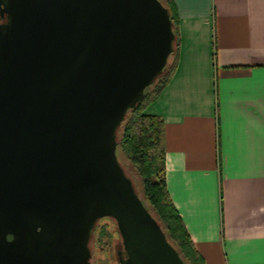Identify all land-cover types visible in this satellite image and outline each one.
<instances>
[{
  "label": "water",
  "instance_id": "95a60500",
  "mask_svg": "<svg viewBox=\"0 0 264 264\" xmlns=\"http://www.w3.org/2000/svg\"><path fill=\"white\" fill-rule=\"evenodd\" d=\"M0 264H91L105 217L120 264H186L117 154L175 50L161 0H0Z\"/></svg>",
  "mask_w": 264,
  "mask_h": 264
},
{
  "label": "crops",
  "instance_id": "0c3cea01",
  "mask_svg": "<svg viewBox=\"0 0 264 264\" xmlns=\"http://www.w3.org/2000/svg\"><path fill=\"white\" fill-rule=\"evenodd\" d=\"M178 47L145 113L205 264H264V0H174Z\"/></svg>",
  "mask_w": 264,
  "mask_h": 264
},
{
  "label": "trees",
  "instance_id": "16d2710c",
  "mask_svg": "<svg viewBox=\"0 0 264 264\" xmlns=\"http://www.w3.org/2000/svg\"><path fill=\"white\" fill-rule=\"evenodd\" d=\"M161 2L169 9L174 24L176 34L175 50L171 54L163 73L146 89L142 102L139 103L137 108L128 111L126 119L120 127H123L121 139H119L118 133L117 154L120 159L118 149L121 146L141 178L144 194V196L139 194L141 199L159 220L167 238L177 249L185 263L205 264L204 257L196 249L167 189L164 120L159 116L145 113L147 106L167 84L173 67L172 58L178 47V16L175 2L174 0H161Z\"/></svg>",
  "mask_w": 264,
  "mask_h": 264
},
{
  "label": "rangeland",
  "instance_id": "374dc122",
  "mask_svg": "<svg viewBox=\"0 0 264 264\" xmlns=\"http://www.w3.org/2000/svg\"><path fill=\"white\" fill-rule=\"evenodd\" d=\"M122 129L123 127L119 129V139H121ZM118 151L121 163L133 179L137 191L141 196H144L139 174L121 146H119ZM90 247L92 251L91 264H120L119 251L123 250V243L118 225L114 219L104 218L97 223Z\"/></svg>",
  "mask_w": 264,
  "mask_h": 264
},
{
  "label": "flooded vegetation",
  "instance_id": "af4514ba",
  "mask_svg": "<svg viewBox=\"0 0 264 264\" xmlns=\"http://www.w3.org/2000/svg\"><path fill=\"white\" fill-rule=\"evenodd\" d=\"M6 20H7L6 14L4 16H2L0 13V23H4V22H6Z\"/></svg>",
  "mask_w": 264,
  "mask_h": 264
}]
</instances>
